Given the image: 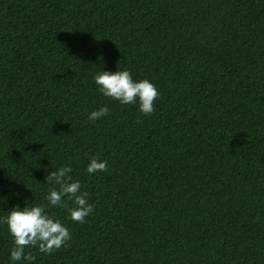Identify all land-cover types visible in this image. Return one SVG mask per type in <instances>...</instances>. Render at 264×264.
<instances>
[{
    "label": "trees",
    "instance_id": "trees-1",
    "mask_svg": "<svg viewBox=\"0 0 264 264\" xmlns=\"http://www.w3.org/2000/svg\"><path fill=\"white\" fill-rule=\"evenodd\" d=\"M123 68L152 114L96 91ZM62 164L94 210L34 264H264V0H0V217Z\"/></svg>",
    "mask_w": 264,
    "mask_h": 264
},
{
    "label": "clouds",
    "instance_id": "clouds-1",
    "mask_svg": "<svg viewBox=\"0 0 264 264\" xmlns=\"http://www.w3.org/2000/svg\"><path fill=\"white\" fill-rule=\"evenodd\" d=\"M93 83L96 91L104 97L111 98L121 105H135L141 115H150L154 111V102L159 96L157 87L148 79H134L127 69L114 72L100 70L94 73ZM110 112L107 104L88 113L89 121L99 120ZM45 167L44 184L50 185L44 197L45 203H28L25 198L24 206L11 207L4 216L0 217V224L6 226L12 238V248L9 253L11 264L24 261L34 264L36 256L26 251L34 248L38 253L51 254L65 246L71 239L68 226L60 218L51 214L49 209L64 208L68 202L67 217L74 222L84 223L94 210L89 203V194L82 189L80 180L73 179L70 164ZM108 162L93 155L89 158L85 171L88 174L105 172ZM2 199V198H0Z\"/></svg>",
    "mask_w": 264,
    "mask_h": 264
}]
</instances>
